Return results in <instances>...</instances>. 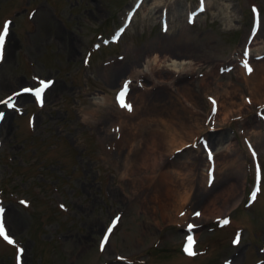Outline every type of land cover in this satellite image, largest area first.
<instances>
[{"label": "rangeland", "instance_id": "obj_1", "mask_svg": "<svg viewBox=\"0 0 264 264\" xmlns=\"http://www.w3.org/2000/svg\"><path fill=\"white\" fill-rule=\"evenodd\" d=\"M5 20L0 101L53 83L0 104V264H264V0H0Z\"/></svg>", "mask_w": 264, "mask_h": 264}, {"label": "snow or ice", "instance_id": "obj_2", "mask_svg": "<svg viewBox=\"0 0 264 264\" xmlns=\"http://www.w3.org/2000/svg\"><path fill=\"white\" fill-rule=\"evenodd\" d=\"M11 23L12 22L10 20H5L3 22L2 27H0V61H2L4 59L6 38L10 34ZM121 31H123V29H121ZM114 39H115V37H114ZM245 55H247V52H245ZM85 62L87 63V60ZM245 67H246L248 72L252 71V69L250 67H248L247 61H245ZM52 83L53 82L51 80H48V81L41 80V81H39V87H37L35 89L23 88V89H21V92L13 93V96H9L7 98V100L0 101V104H6L9 108H12V107H14V105L12 103L14 96H19L21 93H31L35 96L37 103L42 105L43 104V94L45 93V90L48 89L52 85ZM127 90H128V82H125L121 91L117 94V101L121 107L127 108L130 111L131 105L125 103V94H126ZM213 105H214L213 111H215V102L214 101H213ZM2 115L3 114L0 113V117H2ZM209 159H211V153H209ZM257 179L259 180V173H258ZM254 198H255V193H253V199ZM21 203H25V202L22 201ZM61 207H63V206H61ZM2 211H3V209H0V212H2ZM181 215H183V213H181ZM195 215H199V213H195ZM118 219H119V217L113 219L112 223L108 226L107 230L104 232L103 238L100 241L101 250H104L105 244L109 240V235L112 232L113 227L116 225ZM221 223L227 224L228 220L224 219L221 221ZM194 227H195L194 225H191V224L188 225L189 229H192ZM0 237H3V239L6 240L9 244L15 243V241L5 232V226H4V223L2 221H0ZM238 242H239V234H237V238L235 240H233L234 244H236ZM193 244H194L193 237L191 235H189L186 238V243L184 245V251L186 252V254H188L190 256L195 255V253L193 252ZM23 251H24V249H22V248H19L17 250V264H20V262H21L20 254Z\"/></svg>", "mask_w": 264, "mask_h": 264}, {"label": "bare ground", "instance_id": "obj_3", "mask_svg": "<svg viewBox=\"0 0 264 264\" xmlns=\"http://www.w3.org/2000/svg\"><path fill=\"white\" fill-rule=\"evenodd\" d=\"M163 4V3H162ZM164 43V42H163ZM166 43V42H165ZM167 45V44H166ZM162 46V45H161ZM263 80H264V62L263 63H261V66H260V77H259V81L260 82H263ZM101 98V97H100ZM187 98V97H186ZM102 100H104L103 98H102ZM105 101V100H104ZM102 103V102H101ZM181 104H182V102H181ZM150 107V106H149ZM198 133V132H197ZM176 138L175 137H172L171 138V140H175ZM177 140V139H176ZM192 140V139H191ZM187 142V141H186ZM189 142V141H188ZM180 143H183V142H180ZM232 176V175H231ZM234 178V177H233ZM230 180H232V179H230ZM213 212V211H212ZM215 214V213H214Z\"/></svg>", "mask_w": 264, "mask_h": 264}]
</instances>
